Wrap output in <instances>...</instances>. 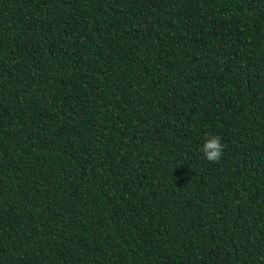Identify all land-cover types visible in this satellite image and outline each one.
Segmentation results:
<instances>
[{
    "label": "trees",
    "instance_id": "trees-1",
    "mask_svg": "<svg viewBox=\"0 0 264 264\" xmlns=\"http://www.w3.org/2000/svg\"><path fill=\"white\" fill-rule=\"evenodd\" d=\"M262 257L264 0H0V264Z\"/></svg>",
    "mask_w": 264,
    "mask_h": 264
},
{
    "label": "clouds",
    "instance_id": "clouds-1",
    "mask_svg": "<svg viewBox=\"0 0 264 264\" xmlns=\"http://www.w3.org/2000/svg\"><path fill=\"white\" fill-rule=\"evenodd\" d=\"M200 151L207 161L218 163L224 154V144L221 137L218 135L207 136ZM261 260L264 261V257Z\"/></svg>",
    "mask_w": 264,
    "mask_h": 264
}]
</instances>
